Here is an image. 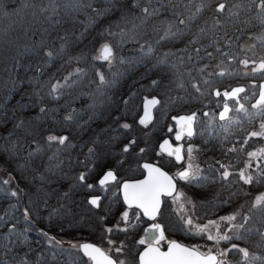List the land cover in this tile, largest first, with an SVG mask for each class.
Returning a JSON list of instances; mask_svg holds the SVG:
<instances>
[{"label": "trees", "instance_id": "trees-1", "mask_svg": "<svg viewBox=\"0 0 264 264\" xmlns=\"http://www.w3.org/2000/svg\"><path fill=\"white\" fill-rule=\"evenodd\" d=\"M32 2L35 8L24 7L25 0H0V216L5 217V223L0 225V245H10L11 251L5 256L10 264H20L21 260L25 264H73V257L67 255L68 250L64 254L62 247H55L49 242V239L59 242L60 236L58 232L48 228L45 218L47 211L43 209H49L48 212L59 210L56 217L62 222L58 226L64 228L69 214L83 210L86 212L82 196L86 201L88 193L84 192L88 181L85 179L83 183L78 182V172L85 169L82 165L84 162L93 161L94 165L88 172L92 171L94 174L98 168L101 169L105 163L120 155L122 145L132 138L135 141L139 138L142 130V124L139 123L142 98L157 96L162 102L170 101V98L175 107H180L179 111L195 112L202 119L203 113L212 107V101L217 98L213 94L214 90L224 91L231 84L233 85L229 89L236 85L246 86L247 83V78L240 76L244 75L241 65L225 62L224 67L231 74L213 76L211 84L201 88L204 94L200 95L187 88V81V90L180 88L176 70L157 66V58L169 51L175 53L169 57V64L176 62L177 58L185 57L183 49L192 47L189 41L194 38V34L206 22L208 25L214 22V10L219 2L228 5L244 4L249 8L248 12L235 8L232 11H239V20L250 21V25L234 23L230 18L221 17L223 28L213 29L208 37L201 38L200 44L208 45L210 39L224 36L225 32L232 36L237 28H242L243 35L236 45L255 44L257 53L264 54L260 41L256 39L264 34V27L254 18L257 9L247 5V0H173L171 4L165 3L164 7H160L164 0H160V3L156 0L151 3L149 0H111L110 3L107 0H86L94 8L110 9L98 18L90 9L70 14L63 7H55L53 10L54 5H50V0ZM201 4L204 6L201 7ZM145 7L150 10L159 8V12L137 28H133L131 23H123L125 17L131 20L140 16V9ZM173 8L176 13H183L185 17L195 15L181 37L160 39L169 26H173V31L176 30L178 21ZM90 16L93 17L92 23H89ZM136 24L139 25L140 21L136 20ZM180 27L183 28L182 25ZM122 29L128 32L127 36L107 35L108 32L119 33ZM62 38L67 39L66 44ZM106 40L111 43L116 58L111 69L105 70L107 83H101L100 74L95 69L96 66L105 67L104 60L93 61L91 55ZM121 40L124 42L121 43ZM53 45L56 50L63 45L64 50L59 56L54 52L53 58H47L45 52L52 50ZM149 45L154 52L145 56L141 46L146 51ZM236 45L233 46V51L236 50ZM227 50L225 47V51ZM207 51L211 52L213 48L208 47ZM220 60L219 56L211 61L205 59L202 63L198 62L196 67H203V64L214 67ZM213 67H209L207 71L212 72ZM74 68L89 71L81 79L70 78V86L58 93V98L49 96V82L55 83ZM184 70V66L179 68L180 72ZM208 78L205 75L204 79ZM263 80L264 77L259 80L260 84ZM153 81L158 83L153 84ZM174 105H170V113L179 112L173 109ZM41 107L46 108V113L40 112ZM69 115L73 119H65ZM254 118L252 115L251 119ZM21 121L25 127L17 128L16 124ZM124 122L130 127L122 128ZM218 124L219 122L209 129L203 128L206 124L198 126L202 131L201 141L205 152L213 160L229 154L236 172L246 151L247 145L241 147V142L247 134V125L242 122L241 125L237 124L223 131ZM49 134L67 136L69 139L65 145L53 142L49 146L45 141ZM33 141L37 144H33ZM229 144L235 145L237 151L227 152ZM37 145L40 151L29 156V152ZM91 147L94 150L92 155L89 154ZM104 169L102 167L100 171ZM7 175H12L13 179L8 180ZM230 179V182L233 181ZM5 181L10 188H3L2 183ZM217 182L220 181L216 179L210 185L213 187L212 191L217 193V198L231 197L234 192H240L239 187L242 188L237 179L228 187H222ZM247 189L244 190L253 200L257 192L264 190V181L248 185ZM12 191H16L18 195L12 196ZM65 192L69 193L67 200L62 198ZM243 197L241 200L234 198L236 205L243 200L249 202L248 197ZM61 205L66 208L60 209ZM230 205L222 210H236V205ZM25 208L30 212L28 221L23 219ZM257 213L261 218L255 222V227L252 225V231L246 233L248 237L246 238V234L242 235V232L245 233L243 230L240 231L246 240L256 237L264 230V212ZM13 223L17 226V232L23 231L27 235L26 243L22 237L6 239ZM83 259L84 262L87 261L84 257Z\"/></svg>", "mask_w": 264, "mask_h": 264}, {"label": "snow or ice", "instance_id": "snow-or-ice-1", "mask_svg": "<svg viewBox=\"0 0 264 264\" xmlns=\"http://www.w3.org/2000/svg\"><path fill=\"white\" fill-rule=\"evenodd\" d=\"M107 2H111V0H107ZM152 0H149L151 3ZM157 3H160V0H156ZM165 3L171 4L173 0H164V3H160V7H164ZM50 5H54L53 10L55 7H63L69 11V13L73 12H80L85 9H90L91 12L94 14L96 18L104 15V13L110 11V9L105 8L103 10L94 8L91 2H86V0H62V2H58V0H50ZM247 5L254 6L257 9L255 19L261 27H264V0H247ZM204 5L201 4V7ZM24 7H32L35 8V4L32 0H25ZM243 9L244 12H248L249 8L246 7L244 4H235V5H228L225 2H219L215 8L216 18L211 25H208L206 22L203 27H200L198 32L194 34V38L189 41V44L192 47H186L183 49L185 53V57L177 58V61L169 64L168 59L175 55V53L169 51L164 53L162 57L157 58V66L159 67H167L170 70H176L179 76V84L178 86L182 89L187 90V88H191L196 93L203 95L204 93L201 92L202 87L209 86L212 82L211 78L213 76L223 77L225 75L231 74L227 72L225 69V62L230 63H237L239 65H243L244 68H249L251 66L250 72H244V75H250L253 73H260L264 75V54L257 53V46L252 44L248 47H244L242 45H236V42L240 40L241 36L243 35V29L237 28L236 31L232 34V36H228L227 32L224 33V36L218 37L216 39H210L208 45L200 44L201 38H206L209 36V33L217 28H223L221 17L230 18L234 23H242L246 26L250 25V21H240L239 11H232V9ZM45 9H41L44 11ZM173 10V14L177 17L178 24L175 25L176 30L173 31L172 27L169 26L168 29L165 30V35L160 39H167L171 38H179L184 34L185 29L188 28L189 23L193 19V15H189L187 17L184 16L183 13H176ZM200 11V8H197V12ZM141 15L132 18L131 20L127 17L124 18L123 23H131L133 28L140 27V25L145 24L148 19L159 12V8H152L151 10L148 7L140 9ZM136 20L140 21V24H136ZM93 22V17H89V23ZM59 23V21H57ZM183 26L181 28L180 26ZM107 35L115 36L119 35L121 37H125L128 35L127 31L123 29L119 33H112L108 32ZM65 40V44L67 43L66 38H62ZM258 41H260V48L264 49V34L261 36L256 37ZM124 41L121 40V43ZM222 42V43H221ZM158 44L159 41H156ZM197 44H200L199 47H196ZM236 45V50L233 51V46ZM208 47H212L213 51H207ZM225 47L228 49L225 51ZM64 46L62 45L59 50L55 49L53 45L52 50H48L45 52V56L47 58H53L54 52L56 56H59L61 52H63ZM141 50L144 52L145 56H149L154 52V49L151 45H149L144 50V46H141ZM104 55L103 59L108 60L111 62L112 59H115L113 53V48L110 44L105 43L102 49ZM203 53V55H201ZM250 54V55H249ZM217 56L221 57V60L218 64L214 67L210 64H203V67H196L198 62H203L205 59L209 61L215 59ZM191 67H188V66ZM181 66L185 67L183 72L179 71ZM209 67H213L212 72H208L207 70ZM77 73H80V69L76 70ZM205 75L209 78L204 79ZM71 76V74H69ZM64 83L61 84L60 81H56L55 83L49 82V91L48 95L52 96L53 98H58V93H62L67 87H69V77L62 78ZM99 80L101 83H107L105 81L103 74H100ZM187 81V88L186 83ZM74 82V81H73ZM158 81H153V84H157ZM38 87H40L38 85ZM246 91L245 87L237 86L232 88L231 90H224L221 91L220 89L214 90V96L216 97H223L225 102L223 104V110L218 113V115L214 112L211 115V119L213 121L218 120L224 123L220 124V127L227 131L230 127L237 125L240 123L238 118L235 115L230 116L229 113H243L245 117L251 118L252 115H260L264 117V84L260 85V91L258 93V99L256 102L252 104V108L257 109L255 114L249 113L248 109L245 108L243 103H240V94ZM227 100H232L235 102L237 107L232 108L227 103ZM152 104L159 103L158 100H152ZM41 113H46V108H40ZM147 116V113L145 114ZM204 116H209V113H203ZM65 119L71 120L73 117L71 115L67 116ZM180 122V131H178L175 135V139L177 141L181 140L184 136L191 138L195 133L193 129V122L196 119V113H192L189 116H183L179 118H173ZM140 124H145L146 119H141L139 121ZM17 128H24L25 125L23 121L16 124ZM122 128H129L130 125L124 124L121 125ZM171 131V129H169ZM253 138H264V120L261 121L259 124L258 130L250 131L246 138L241 142V147L244 144H247L249 140ZM67 136H57L54 134H49L45 137L46 143L50 146L53 142L58 143L59 145H65L66 141H68ZM227 139V137H225ZM33 144H37L36 141L32 142ZM135 141H130L127 145L124 146L123 151L128 152L132 145H134ZM163 151L167 152L169 156H174L176 161H185L186 157L183 153H185V149L183 145H178L175 147H170L169 141L165 140L164 144L161 145ZM40 151V147H37L29 152V156L35 155L36 152ZM141 152L144 149H140ZM194 151V147L189 145L186 149L187 153V160H186V167L183 170L179 171L177 175L181 180L187 181L189 183L192 182H201L206 181L208 177L202 176L200 174L201 170L198 166H194L193 164V156L192 153ZM227 152H236L237 148L233 145L231 148L226 150ZM89 154H94L93 149H89ZM248 159L245 161L244 167L239 169L236 172L230 170L229 165H225L220 163L219 169H212L219 173L218 178L224 182L229 183V178L232 176H236L239 181H242L246 185H252L254 183H258L264 181V148L257 149L256 151H249L246 153ZM51 159V157L49 158ZM143 167L148 170V176L145 180L138 181L135 183L123 182L122 189H123V198L124 201L128 204L131 208L133 204L140 209V212L134 213V217L139 221V217L142 214L143 216L149 217L151 220H156V217L161 212L162 206V196H169L173 197L175 201L178 196H182L183 193L177 192L174 179L172 176L168 175L166 172L162 171L159 167H156L152 164H144ZM252 169L253 171H249ZM78 182L83 183L85 181V174L81 173L77 177ZM109 180L115 181L116 175L114 171L108 170L103 178L99 181L101 186L108 184ZM4 183H8L5 181ZM88 188L94 187V185L88 184ZM12 196H17L18 193L16 191H12L10 193ZM69 193L65 192L62 195L63 199H68ZM100 198L99 197H91L88 200V203L92 206L99 207ZM194 207V206H193ZM65 205H61L60 209H65ZM255 210H259L264 212V193L257 196L252 203L251 208L247 209L248 212H253ZM57 209H53L54 213L58 214ZM237 215H240L241 223L234 224L233 221L236 220ZM23 219L25 221L30 220V212L28 208H25L23 211ZM129 214L125 211L122 214L121 220L128 221ZM184 224L188 227V231L191 235H199L206 237L208 241L214 242L218 244L221 240H231L232 237L227 234L229 231L235 230L236 232H240V230H244L245 232H251L252 229H248L245 226L248 224L251 217L246 214L235 213L231 215L221 216L218 220H208L205 224H194L192 217H181ZM5 223V217L0 216V225ZM225 223L227 228L224 231V234H221L220 224ZM16 224L13 223L9 227L8 234L6 239H11L13 236L16 239L23 238V241L26 243L28 241V237L25 232H17L16 231ZM113 231H127V228L121 229L118 225L113 227H108L105 229L106 233H112ZM215 231V234H213ZM256 231L259 232L257 229ZM43 235V232H41ZM261 239H264V232H259ZM241 238H243L241 236ZM164 231L162 226L159 223L151 224L150 228L145 231V238L138 241L140 245H147L145 250L139 254V264H230L229 260L227 259L228 254L235 250L236 252L242 254V258L244 261L249 260V252L245 248H240L238 245L233 244L231 248L226 250H213L211 248L206 249V251H201V246L195 247H186L183 246L176 241L169 242V248L167 252H161L158 247H154V245L159 244L160 241L165 240ZM109 244L114 245L111 249L113 253H115L117 258H113L112 255H109L107 252L103 251L101 248L85 243L80 247L83 250V254L87 256L94 264H126V261L119 259L118 257L124 253V246L123 244H117L115 241L109 240ZM8 251H11V247L8 243L0 245V264H10L9 260L5 259V256ZM20 264H25V261L21 260Z\"/></svg>", "mask_w": 264, "mask_h": 264}, {"label": "rangeland", "instance_id": "rangeland-1", "mask_svg": "<svg viewBox=\"0 0 264 264\" xmlns=\"http://www.w3.org/2000/svg\"><path fill=\"white\" fill-rule=\"evenodd\" d=\"M110 44L109 41H103L101 45L99 46L97 52L94 55H91V58L93 61L96 59H102L104 60L105 67L102 66H96L97 69H95V72L98 74H103L104 79H108L106 71L110 70L111 66L114 63L115 59H112L111 62L108 60L103 59V46L104 44ZM250 43L243 44L242 46L248 47L250 46ZM113 48V47H112ZM116 57V56H115ZM77 68H74L72 71H70L67 75L64 77H69L72 79H81L83 75H85L86 72L89 70H81L82 72L77 73ZM227 72H229V69H226ZM242 74L244 72H250L251 66L249 68H244L243 65H241ZM233 71V70H232ZM71 74V76H69ZM247 78L246 83V91L244 93L240 94V103H243L245 108L248 109L249 113L255 114L257 112V109L252 108V104L256 102L259 89H260V79L264 77V75L260 73H253L250 75H240ZM63 77V78H64ZM57 81H60L61 84L64 83L63 79H59ZM233 84L227 86L224 90H228ZM236 85V84H234ZM147 97L142 98V109L141 113L143 111V103L144 100ZM168 98V97H167ZM170 101H159V103L154 108V118L146 123L142 124L141 128L142 130L139 132V138L135 141L133 138L132 140L135 141L134 145H132L131 149L128 152H124L123 148L128 143L122 145L121 153L120 155L116 156L115 158H112L110 162L105 163L103 165V171L101 172L100 168L97 169V171L92 174V171L90 173L88 170H91L92 165H94L93 161H87L82 164L85 169L83 171L79 170L78 176L81 173L85 174V179L90 182L91 185H94L92 188H88L86 184L85 191L89 194H94V191L99 192L97 186L94 182H98L99 177L103 174V172L106 169H114L117 172L118 180L116 183H113L112 187L106 188L102 190V192H106L107 197H112V195H116L120 193V182L125 179H135L140 178V174L144 171L141 163L143 161H153L156 163H159L163 166H165L167 169H170L174 172V174L177 175L179 171L183 167H186V160H187V153L186 149L189 145H192L194 147V151L192 153L193 156V164L194 166H198L201 170L200 174L202 176L208 177L206 181L201 182H192L189 183L187 181L181 180L178 176L179 180V187H177V192L174 193V195L178 196V193H183L182 196H178V198L174 201L173 197H168L165 201V204L162 206L161 210V217L160 220H156L154 223H159L164 231L165 244H167L170 241L173 240H179L182 243L189 245L191 247L195 246H201V251H206V249H219V250H226L231 248V245L236 244L240 248H245L249 252V260L244 261L242 258V254L236 252L233 250L228 254L227 259L229 260L230 264H264V250L262 247H264V242L261 239V236L256 235V237H252L250 240H246L247 232H242V235L246 234L245 236L241 235V232H236L235 230L227 232L229 236L232 237L231 240H221L218 244H215L214 242L208 241L206 237L199 236V235H191L188 231V227L186 224H184L181 217H192L194 224H205L208 220H218L221 216L231 215L235 213H241L246 214L251 217L248 224L245 226L246 228H251L252 225L255 227V222L258 221L261 217L258 215L257 212H260L259 210H255L253 212H248L247 209L251 208L252 203L254 202L255 198L262 193H264V190L257 192L256 197L251 200L250 197L247 195L248 191V185L244 184L242 181H239L236 176H232L229 179L235 181L237 179L240 183V186L238 191L243 193L240 195V192H234L233 195H230L231 197H221L217 198L215 192H213V187L210 185L214 182V180L218 179L220 182H217L218 185H222V187H228L227 185H231L233 181L230 183H224L222 182L218 176L219 173L212 170V169H219L220 163H223L225 165L230 166V170L235 172L234 169V162H232L231 156L229 154H225L223 156L218 157L219 159H211L208 157L209 154L205 152V147L203 146L202 135H201V129H199L198 126L202 124L205 127L203 128H212L214 126H217V122L220 124L224 123L222 121L215 120L213 121L211 119L212 113H216L218 115L219 111L223 107V104L225 102V99L223 97H217L215 98L212 103V107L206 109L205 112L209 113V116H204L202 119L199 118V116L196 115V124H197V134L194 135L193 141L183 140V143H185L184 149H185V161H181L180 163L176 164L173 162V160H167L166 157H164L161 154V150L159 148V144L162 140H164L166 137H173L172 133L176 130L174 121L172 119V115H191L195 112H189V111H179L180 107H175L174 103H171V99L168 98ZM227 103L230 107L235 108L237 105L232 100H227ZM170 105H174V108L176 111L179 112H173L170 113ZM230 116L235 115L240 123L239 125L244 123V125L248 128L247 134L250 131L258 130L259 124L262 120H264V117H261L260 115H254L255 118L251 119L248 117H245L243 113H229ZM140 117V116H139ZM127 124L124 122L122 125ZM233 127V126H232ZM230 127L229 129H231ZM221 128V127H220ZM171 129V131L169 130ZM222 129V128H221ZM228 129V130H229ZM225 131L224 129H222ZM201 131V132H200ZM246 134V136H247ZM245 136V138H246ZM245 153L243 156V159L241 157L242 162L238 166L239 169L244 167L245 161L248 159L246 153L249 151H256L257 149L264 148V138H253L248 141ZM228 148H231L233 145L229 144ZM92 149V147H91ZM140 149H144L143 152L140 151ZM211 156V155H209ZM229 157V158H228ZM236 161V160H235ZM220 162V163H217ZM82 169V167H81ZM81 171V172H80ZM249 171H253L252 169H249ZM4 172V171H3ZM213 172L215 175H213ZM8 180L13 179L12 175H7ZM3 188H7L8 183H2ZM111 185V184H110ZM221 187V188H222ZM10 188V187H9ZM244 189H247L244 190ZM119 191V192H118ZM248 197L250 200L249 202L239 201L236 205V202L234 200H241L243 197ZM241 196V197H240ZM244 198V197H243ZM83 201L85 200L84 197H82ZM233 199V200H231ZM88 197L86 196V202H83L85 205V210L83 212H77L76 214H69L68 218L65 222V227L58 226L61 222L58 219L57 213H54L53 210L51 212H48V210L45 208L43 210L47 211L46 215V223L49 225V229L54 230L58 232L60 238H58L57 242L54 239H49V242L52 243L55 247H62V250H64V254L66 250H68L67 255H71L73 257L72 262L73 264H91L88 261H83V255L80 252L79 244L83 242L86 239H91L94 237L100 238V244L107 250L111 251V249L114 247V245L109 244L108 241L112 240L115 241L117 244H123L124 246V253L120 255L118 258L126 261V264H137V254L138 250H141L145 245H140L138 243L139 240L145 238V231L150 228V224L145 222L142 218V216L139 217V221L134 217V213L137 212V210H131L134 207H127L125 206L122 198V204L121 206L117 204V202L113 201L112 198L105 199L103 202V205L100 209H92L88 203ZM231 204V207H235L236 210H222L224 208H228V205ZM194 206V207H193ZM44 207V206H43ZM222 207V208H221ZM104 208V209H103ZM126 208V209H125ZM221 208V209H220ZM218 210V211H217ZM222 210V211H221ZM36 212L37 209H35ZM127 211L129 214L128 221H122L121 217L122 214ZM217 211L216 214H214ZM87 212L91 213L89 215ZM257 213V214H256ZM264 217V216H263ZM43 218V217H42ZM44 219V218H43ZM151 220V219H149ZM103 223V225H102ZM232 223L234 224H240L241 219L240 215H237V218ZM119 226L121 229L127 228V231H113L112 233H106L105 229L108 227H115ZM103 226V227H102ZM227 228V225L225 223L220 224V230L221 234H224L225 229ZM253 228V227H252ZM251 228V229H252ZM262 229H264V218L262 219ZM64 231V232H62ZM241 231V230H240ZM261 232H264V230H261ZM213 234H215V231H213ZM90 236V237H89ZM94 236V237H93ZM241 236L243 238H241ZM135 245V246H134ZM262 251H261V250ZM74 253V254H72ZM112 254L115 255L111 251ZM116 256V255H115Z\"/></svg>", "mask_w": 264, "mask_h": 264}, {"label": "flooded vegetation", "instance_id": "flooded-vegetation-1", "mask_svg": "<svg viewBox=\"0 0 264 264\" xmlns=\"http://www.w3.org/2000/svg\"><path fill=\"white\" fill-rule=\"evenodd\" d=\"M173 117V116H172ZM196 120V119H195ZM174 121V120H173ZM174 124H175V128H176V130L175 131H173V133H172V136L173 137H171V136H169V137H166V138H169L170 139V141H171V143H172V145L175 147V146H178V145H183V146H185V143H183V140L185 139L186 140V142H188V141H193V138H194V135L195 134H197V124H196V121H194V135L191 137V138H189V137H187V136H184L181 140H179V141H177L176 139H175V135H176V133L178 132V131H180V126H177V123L174 121ZM161 154L164 156V157H166L167 158V160H173V162L175 163V165L176 164H178V163H180L181 161H176L175 160V157L174 156H169L167 153H165V152H162L161 151ZM184 155H185V153H183ZM208 157L209 158H211V159H213L211 156H209L208 155ZM151 162H153V161H151ZM156 163V162H155ZM157 164H159V163H157ZM159 165H161V164H159ZM163 168H165L174 178H175V180H176V182H177V187H179V180H178V176L176 175V174H174V172L173 171H171L170 169H167L165 166H163V165H161ZM184 168V167H183ZM183 168L181 169V170H183ZM108 170H114V169H106L104 172H103V174L106 172V171H108ZM115 171V170H114ZM116 172V171H115ZM102 174V175H103ZM116 174H117V172H116ZM102 175L99 177V179H98V182L96 183V182H94L95 183V185L97 186V188H98V190H99V192H97V191H94L95 193L94 194H89L88 193V200H89V198H91V197H99L100 198V201H99V204H100V206L99 207H95V206H92V205H90L89 203H88V201H87V203H88V205L92 208V209H100L101 207H102V205H103V202L105 201V199H110V198H112V200L113 201H115V202H117V204H118V206L120 205L121 206V204H122V201H121V198H122V196H121V192L119 193V194H114V195H112V197H107L108 195H106V192H102V190H104V189H106V188H109V187H112L113 186V183H116L117 182V180H118V175H117V178H116V180L115 181H111V182H108V184H106V185H103V186H101L100 184H99V180H100V178L102 177ZM145 175V170L140 174V178L141 177H143ZM128 178H125V179H123L121 182H120V188H121V184H122V182L124 181V180H127ZM135 179H138V178H135ZM87 183H89L90 184V182L88 181ZM111 184V185H110ZM120 191V190H119ZM118 191V192H119ZM84 193H86V191L84 192ZM86 196V195H85ZM82 197H84V196H82ZM168 197H166V196H164V200H163V205L165 204V201H166V199H167ZM123 200V199H122ZM84 202H86L85 200H84ZM124 202V201H123ZM125 204V203H124ZM123 205V204H122ZM125 206H127L126 204H125ZM128 207V206H127ZM163 208V207H162ZM162 208H161V210H162ZM104 209V208H103ZM126 209V208H125ZM131 209V208H130ZM131 210H137V212H140L141 210L140 209H138V208H136V207H134L133 209H131ZM89 215H91V213H89V212H87ZM140 216H142V218H143V220L145 221V222H147V223H149L150 225L151 224H153L154 222H156V220H160V217H161V212H160V214L156 217V220H149L148 218H146L145 216H143L142 214L140 215ZM102 225H103V223H102ZM103 227V226H102ZM90 237V236H89ZM94 237V236H93ZM99 239L100 238H98V237H94V238H91V239H86V240H84L83 242H81L80 244H79V249H80V252L82 253V255H83V257L88 261V262H90L91 264H92V261L87 257V256H85L84 254H83V252H82V250H81V244L82 243H94V244H96V245H98V246H100L102 249H104L109 255H112L114 258H117L114 254H112L111 253V251H107L101 244H100V241H99ZM156 245H158L161 249H166L167 247H168V245H169V242L167 243V244H165V242L163 241H160L159 242V244H156ZM135 246V245H134ZM147 245H145L141 250H138V254H137V264H139V254L141 253V251L146 247Z\"/></svg>", "mask_w": 264, "mask_h": 264}, {"label": "water", "instance_id": "water-1", "mask_svg": "<svg viewBox=\"0 0 264 264\" xmlns=\"http://www.w3.org/2000/svg\"><path fill=\"white\" fill-rule=\"evenodd\" d=\"M262 84H264V80L261 82L260 85H262ZM237 86H243V87H245L244 85H236V86H233L232 88L237 87ZM232 88H231V89H232ZM231 89H229V90H231ZM259 91H260V89H259ZM154 99L160 101L159 98H158L157 96L147 97V98L144 100V103H143V112H142V115H141V117H140V120H141L142 118H143V119H146V123L150 122V121L154 118V108H155L156 105L158 104V103H156V104H152V103H151V101L154 100ZM257 99H258V96H257ZM222 110H223V108H222ZM222 110H221V111H222ZM146 113H147V116L145 115ZM183 116H189V115H184V114H182V115H174V116L172 117V119H173L174 117H175V118H179V117H183ZM173 120L177 123V126H180V122H178V121L175 120V119H173ZM146 123H145V124H146ZM193 129H194V122H193ZM165 140L169 141V145H170V147H174V146L172 145L170 139H169V138H165V139L162 140V141L160 142V144H159V148H160V150H161L162 152H165V151H163L162 148H161V145L164 144V141H165ZM165 153H167V152H165ZM167 154H168V153H167ZM146 163H147V164H152V165H154V166H156V167H159L162 171H164V172H166L168 175L172 176V175H171V174H170L165 168H163L161 165H159V164H157V163H155V162H151V161H143V162L141 163L142 167H143V165L146 164ZM143 169L145 170V175H144L143 177L138 178V179H127V180H124L123 182L135 183V182H138V181L145 180V179L147 178V176H148V170L145 169L144 167H143ZM112 171H114V170H112ZM106 172H107V171H106ZM106 172H105V173H106ZM105 173L102 175V177L100 178V180L103 178V176L105 175ZM114 173H115L116 178H117V174H116L115 171H114ZM172 177H173V176H172ZM173 179H174V183H175V186H176V189H177V182H176V180H175L174 177H173ZM100 180H99V181H100ZM111 181H112V180H109V182H111ZM123 182H122V184H123ZM122 184H121L120 192H121L122 199H123V201H124ZM165 196H167V195H165ZM161 200H162V206H163L164 196L161 197ZM124 203L128 206V204H127L125 201H124ZM162 206H161V208H162ZM128 207H129V206H128ZM132 207H136L135 204H133ZM136 208H137V207H136ZM145 217H146V216H145ZM146 218L150 219L149 217H146ZM173 241H176L177 243H179V244H181V245H183V246L191 247V246H189V245H186V244L180 242L179 240H173ZM83 244H85V243H82L81 245H83ZM89 244H93V245H95V246L101 248L100 246H98V245H96V244H94V243H89ZM146 247H147V246H146ZM146 247H145V248H146ZM154 247H158L159 250H160L161 252H167V251H168V248H169V245H168V247H167L166 249H161L158 245H154ZM145 248L141 251V253L145 250ZM101 249H102V248H101ZM81 250H82V248H81ZM102 250L105 251L104 249H102ZM82 252H83V250H82ZM105 252H106V251H105ZM113 258H114V257H113ZM92 264H94L93 261H92Z\"/></svg>", "mask_w": 264, "mask_h": 264}, {"label": "bare ground", "instance_id": "bare-ground-1", "mask_svg": "<svg viewBox=\"0 0 264 264\" xmlns=\"http://www.w3.org/2000/svg\"><path fill=\"white\" fill-rule=\"evenodd\" d=\"M181 242V241H180Z\"/></svg>", "mask_w": 264, "mask_h": 264}]
</instances>
